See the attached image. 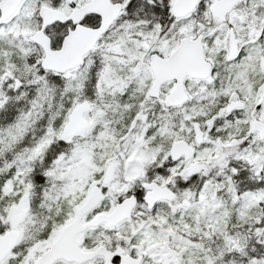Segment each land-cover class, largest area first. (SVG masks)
<instances>
[{
    "label": "snow or ice",
    "instance_id": "6c2138e0",
    "mask_svg": "<svg viewBox=\"0 0 264 264\" xmlns=\"http://www.w3.org/2000/svg\"><path fill=\"white\" fill-rule=\"evenodd\" d=\"M0 264H264V0H0Z\"/></svg>",
    "mask_w": 264,
    "mask_h": 264
}]
</instances>
